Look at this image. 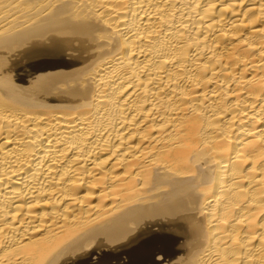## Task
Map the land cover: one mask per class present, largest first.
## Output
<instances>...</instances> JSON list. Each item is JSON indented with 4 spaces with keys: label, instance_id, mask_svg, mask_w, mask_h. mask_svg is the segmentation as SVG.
<instances>
[{
    "label": "bare ground",
    "instance_id": "1",
    "mask_svg": "<svg viewBox=\"0 0 264 264\" xmlns=\"http://www.w3.org/2000/svg\"><path fill=\"white\" fill-rule=\"evenodd\" d=\"M0 264H264V0H0Z\"/></svg>",
    "mask_w": 264,
    "mask_h": 264
}]
</instances>
